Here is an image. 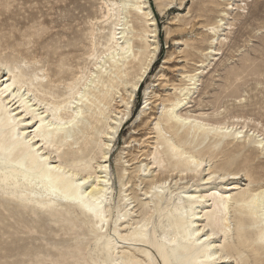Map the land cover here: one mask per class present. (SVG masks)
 <instances>
[{
	"label": "bare ground",
	"instance_id": "1",
	"mask_svg": "<svg viewBox=\"0 0 264 264\" xmlns=\"http://www.w3.org/2000/svg\"><path fill=\"white\" fill-rule=\"evenodd\" d=\"M176 1L160 0L158 8L172 9ZM198 1L199 17L219 5V0ZM101 18L91 21L88 58L94 68L71 72V78L64 76L71 65L62 53L47 68L50 59L3 52L17 45L31 49L36 41L30 28L20 42L16 37L0 44L1 235L49 230L48 238H41L45 244L23 251L37 264H264V184L250 186L264 176V137L250 134L247 123L239 127L234 120L210 121L204 112L182 113L201 68L181 73L172 94L153 92L146 99V106L160 109L149 120L155 121L156 136L148 137L153 142L142 159H126L121 152L114 172L118 137L160 44L149 0H103ZM223 20L197 23L216 36ZM107 24L98 52L95 31L103 33ZM198 44L191 48L199 50ZM216 50L210 47L206 54ZM184 52L185 58L196 54ZM59 84L68 90H57ZM242 174L247 187L225 183ZM15 216L16 224L9 219ZM47 245L50 249L42 250Z\"/></svg>",
	"mask_w": 264,
	"mask_h": 264
},
{
	"label": "rangeland",
	"instance_id": "2",
	"mask_svg": "<svg viewBox=\"0 0 264 264\" xmlns=\"http://www.w3.org/2000/svg\"><path fill=\"white\" fill-rule=\"evenodd\" d=\"M0 1H3V4L0 5L1 46H7V43L14 41L16 37H19L20 40L15 42H20L24 39L21 33L28 28L34 33L32 40L36 41L31 44V49L17 45V50L6 48L4 53L13 51V54L19 59L25 55L36 56L42 60L50 59L47 68H52L53 63L62 53L61 57L71 65L70 70L64 74L66 78H71L74 74L78 75L80 71H86L87 68H94L91 64L92 60L88 58L92 48L91 21H96L95 17L102 20L103 0ZM162 1L168 2L169 0ZM229 1L231 6L227 4ZM4 2H8L9 5H5ZM159 2L160 0H149L158 22L160 49L148 72L146 81L136 92L131 104V116L118 137L112 155L114 172L117 170L116 163L121 152H123V156H127L126 159L135 156H140L142 159L144 156L141 157V154L149 150L151 142H153V138L148 137L156 136L155 129H153L155 121L151 123L149 120L152 114L158 116L160 109L155 107V104L146 106V99L152 96L153 92L163 96L172 94L174 92L173 84H181V73H195L193 70L196 68H201L200 71L203 70L199 77V85L192 98L189 99L191 102L181 110L182 113L189 112L193 115H200V112H204L205 114L201 116L210 121L220 119L232 122L234 120L239 123V127L247 123L248 130H251L248 131L250 134L255 131L261 136L260 138L264 137V0H219L215 11L200 17L198 9L201 7V3L198 0H185L182 6L179 5L180 0H177L170 5L173 6L172 9L164 12L158 8ZM232 6L233 9L230 8ZM220 18H223V22L226 24L221 27L216 36L210 31H206V28L202 26L214 23ZM197 22L203 24L200 25ZM181 24H186L184 29ZM102 25L97 22V26ZM108 27L109 24L106 25L105 30H102L103 33L95 31L98 52L102 50ZM213 37L219 39L211 44ZM197 40L199 41V50L191 48L194 42L197 44ZM185 41H188V45L185 44ZM210 47L217 49L216 55L206 54ZM185 50H191L196 54L185 58ZM31 65L28 63L24 66L30 67ZM199 65L203 67H199ZM50 72L52 73L51 70ZM235 73H238L239 77L233 76ZM52 78L56 77L52 76ZM163 79L170 81L163 85L161 84ZM58 87L57 90L62 92L67 89L65 84H59ZM235 89L237 91L233 92ZM122 92H124L123 89ZM120 99L119 97L117 101ZM121 104L118 103L117 106L120 107ZM144 109H146L145 112H143ZM260 156L264 161V155L260 154ZM135 161L133 160L131 163ZM134 166L135 164L130 167V171ZM187 181L185 179L181 182L186 184ZM234 181L238 182L242 188L247 187L249 183V179L243 174L240 178L226 180L225 183ZM258 184H264V176L250 186ZM190 185H194V182ZM194 188L195 186H192V189ZM2 210H4L3 207ZM4 213L8 214L5 210ZM74 214L77 215V212ZM137 214V212L132 213L133 216H137ZM16 218L17 216L9 219L16 224ZM5 222L7 224L8 220ZM4 229L7 230L6 227ZM78 230L83 231V229ZM47 233L50 234V231L48 230ZM47 233L27 234L23 232L9 237L8 234L1 235L0 232V264H37L33 261L30 262L29 256L25 255L23 251L26 246L31 249L45 244L47 241L41 238L45 236L48 238L49 234L46 235ZM36 236H39L38 239L31 238ZM64 237L69 238L70 236L64 235ZM47 248L50 249V245L45 246L42 250L45 251ZM51 263L46 261L38 264ZM64 264H68V261Z\"/></svg>",
	"mask_w": 264,
	"mask_h": 264
}]
</instances>
